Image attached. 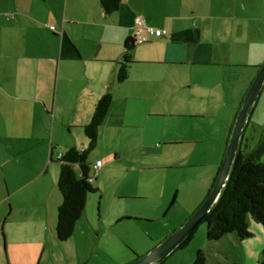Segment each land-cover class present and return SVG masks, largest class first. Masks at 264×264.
Instances as JSON below:
<instances>
[{
	"label": "crops",
	"instance_id": "crops-1",
	"mask_svg": "<svg viewBox=\"0 0 264 264\" xmlns=\"http://www.w3.org/2000/svg\"><path fill=\"white\" fill-rule=\"evenodd\" d=\"M137 19L167 34L136 45L128 76L119 83ZM256 19L264 21V0H123L109 15L99 0H0V264L39 263L17 249L41 244L57 221L58 154L87 148L84 127L104 95L112 103L98 142L106 130L115 157H128L150 148L153 129H168L155 119L206 117L207 93L219 89L208 83V73L225 79L236 68H256L233 107L226 127L233 129L264 63L247 62L249 44L238 39L240 24ZM228 92L221 86L224 102ZM122 129L145 130L129 147L121 145ZM177 129L211 128L199 123ZM99 161L88 159L91 172ZM104 165L91 176L95 193Z\"/></svg>",
	"mask_w": 264,
	"mask_h": 264
},
{
	"label": "rangeland",
	"instance_id": "rangeland-1",
	"mask_svg": "<svg viewBox=\"0 0 264 264\" xmlns=\"http://www.w3.org/2000/svg\"><path fill=\"white\" fill-rule=\"evenodd\" d=\"M240 25L242 32L238 39L251 44L247 46L250 47L247 62L262 61L264 21L256 19ZM2 62L0 55V65ZM232 71L234 77L225 79L214 75L215 72L208 73V83L213 82L219 89L207 93L210 101L203 120L191 115L155 119L157 125L168 129H153V141L147 140L149 149H140L128 157H115L109 133L102 130L89 157L90 164L97 159L105 164L99 182H95L99 192L88 197L73 236L59 242L55 222L43 233L41 244L18 248L17 255L28 254L34 261L38 259L36 264H132L179 229L206 199L233 130L226 129L234 115L233 107L239 104L246 83L257 72L256 68L247 67ZM221 86L229 89L225 102ZM199 123H206L211 129H177ZM144 130H120L121 145H135ZM240 150L264 162V84L251 110ZM98 172L92 170L91 176L98 177ZM55 216L57 220V212ZM247 222L251 236L242 241L228 235L210 242L207 225H200L191 243L175 250L164 264H191L199 251L206 254L207 264H260L264 225L251 217Z\"/></svg>",
	"mask_w": 264,
	"mask_h": 264
},
{
	"label": "trees",
	"instance_id": "trees-1",
	"mask_svg": "<svg viewBox=\"0 0 264 264\" xmlns=\"http://www.w3.org/2000/svg\"><path fill=\"white\" fill-rule=\"evenodd\" d=\"M122 1L99 0V3L104 13L109 15L119 10ZM136 45H139L136 37L129 38L125 43L123 61L116 76L119 83L126 80L128 76V68L133 63L132 52ZM111 103V95H104L94 109L91 122L84 127L88 140L87 148L84 150L69 148L57 161L60 167L58 190L62 197L55 226V235L59 242H66L73 236L76 224L84 213L88 197L95 193L92 184L88 182L91 177L88 159L97 146L99 129L108 114ZM215 181L216 178L213 185ZM248 217L264 225V162H260L251 153L240 151L218 201L199 226L207 225V239L210 242L220 241L228 235H234L242 241L251 236L248 230ZM197 229L177 250L184 249L191 243ZM164 263L165 261L159 264ZM207 263L206 254L199 251L192 264ZM260 264H264V252Z\"/></svg>",
	"mask_w": 264,
	"mask_h": 264
},
{
	"label": "water",
	"instance_id": "water-1",
	"mask_svg": "<svg viewBox=\"0 0 264 264\" xmlns=\"http://www.w3.org/2000/svg\"><path fill=\"white\" fill-rule=\"evenodd\" d=\"M264 84V64L251 85L243 100L241 109L236 117L235 124L227 144L223 162L216 177V181L211 188L206 200L197 211L166 240L160 243L153 251L145 257L138 259L132 264H154L165 261L179 246L198 228L201 221L209 214L215 203L218 201L230 176L237 154L241 151V145L248 123L251 110L256 103L262 86Z\"/></svg>",
	"mask_w": 264,
	"mask_h": 264
},
{
	"label": "built area",
	"instance_id": "built-area-1",
	"mask_svg": "<svg viewBox=\"0 0 264 264\" xmlns=\"http://www.w3.org/2000/svg\"><path fill=\"white\" fill-rule=\"evenodd\" d=\"M51 29L55 30L54 27H51ZM134 31H135L136 42L139 45L148 43L154 38H161L167 34L165 30L157 29L146 25L142 19L136 20ZM63 156L64 154L59 153L58 159H61ZM101 167H102V162L99 161L96 163L94 169L96 170V172H98L101 169ZM88 182L92 184L94 182L93 177H90Z\"/></svg>",
	"mask_w": 264,
	"mask_h": 264
}]
</instances>
